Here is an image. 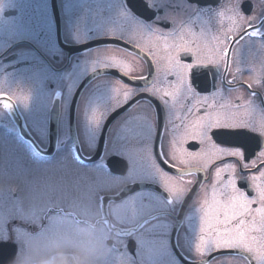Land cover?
<instances>
[{
    "label": "flooded vegetation",
    "instance_id": "af4514ba",
    "mask_svg": "<svg viewBox=\"0 0 264 264\" xmlns=\"http://www.w3.org/2000/svg\"><path fill=\"white\" fill-rule=\"evenodd\" d=\"M220 10L223 24L215 15ZM187 26L205 31L196 40L201 48L215 49L212 37L219 36L233 41L219 45L231 51L220 56L218 73L214 66L186 73L193 92L167 105L162 92L174 91L177 77L166 74V61L156 63L152 53L166 55L156 35L173 29L179 35ZM192 47L181 63L202 56ZM189 108L188 120L220 110L246 124L219 130L211 143L239 147L241 165H248L243 177L224 173L217 187L234 175L237 187L254 195L251 176L264 171V143L257 147L264 141V0H0V231L12 208L26 215L56 209L0 243V264L82 227L98 242L96 264H257L201 243V208L215 169L239 158L212 157L208 170L200 158L165 161ZM185 146L208 147L191 139ZM174 168L202 172L179 177ZM172 178L185 190H173Z\"/></svg>",
    "mask_w": 264,
    "mask_h": 264
},
{
    "label": "snow or ice",
    "instance_id": "6c2138e0",
    "mask_svg": "<svg viewBox=\"0 0 264 264\" xmlns=\"http://www.w3.org/2000/svg\"><path fill=\"white\" fill-rule=\"evenodd\" d=\"M235 8H238V4L232 6V9ZM201 15L202 13L197 11V19ZM215 15L219 18L218 22L223 24L225 11H217ZM228 19L235 24V20L232 17H228ZM241 19L243 18L241 17ZM248 22H251V18H249ZM194 23L195 21H191V24ZM139 27L147 29L146 34L149 37L154 35L150 26L142 24ZM232 30L231 27L228 29V31ZM185 32L194 39H186ZM204 35L205 31L203 29L197 34L191 26L182 28L179 35H177L175 29L169 35H156L158 41H163L161 48L166 55L162 57L157 56L156 53H152V55L156 56L157 64L161 60L166 61L164 71L167 75L177 77V81L171 84L174 91L164 90L162 92L161 98L165 104L168 105L169 100H171L173 106H175L179 103L184 91L190 94L193 92L191 83L185 78L186 73L195 68L212 71L213 69L210 66H214L218 73L220 56L226 57L231 51L230 48L219 46L224 44L225 41L232 43L233 41L229 37L221 40L219 36H213L212 40L216 42L217 47L211 49L205 43L204 48H201L196 43V40L204 37ZM252 35H256V33H252ZM170 38L171 42H169ZM194 44L197 52H201L202 56H197L193 63H181L182 54H191ZM173 49L175 50V55L172 53ZM140 55L144 58L143 53H140ZM201 59L205 60L206 63H201ZM110 66L118 65L112 63ZM119 66L126 71L128 70L126 65ZM226 70L227 62H225ZM149 75H151V72H149ZM193 77H195V73H193ZM139 79L147 80L148 77L141 76ZM256 82L259 83L260 81L257 80ZM151 91L160 93L161 90L154 88ZM128 95V92L124 93L126 99ZM203 103L207 104V101L205 100ZM7 106L5 105V107ZM208 107L211 108L212 106L208 105ZM220 108L224 109L225 106L221 105ZM188 117H193L191 108L187 110L186 115L183 117V122L178 126L183 129V132L174 136L170 142V153L165 155L166 163L168 158L180 164L188 163V157L193 159L200 158L203 160V170H208L216 162L212 157H216L217 160L222 157L239 158L235 163H223L222 167L215 169L214 175L216 179L214 180L211 194L203 201L201 208L203 212L200 224L201 243L210 247L214 246L218 250H227V254L230 255L247 254L250 259H255L257 264H264V183H257L258 180H264V171L260 172L259 176H251L252 183L249 184V188L254 192V195H249L246 191L237 187V180L234 175H228L226 182L223 183L222 187L218 188L217 184L224 173L231 170L232 173L239 172L241 177H243L248 171V165L246 162L241 165V161H246V157L239 147H223L218 146L216 143H211L212 138L217 135L219 130L244 128L246 124L226 111L220 110L215 112L205 111L203 115H195L191 120H188ZM189 139L198 144H207L208 147L200 148L198 151H189L188 147L185 146L188 144ZM261 143H264V141H258L257 147ZM260 157H264V152L260 153ZM170 167L174 166L170 165ZM174 171L179 177H184L196 176L202 172V169L186 171L181 168H174ZM187 183L191 184L193 181H187ZM170 185L175 191L185 190L183 182L180 180L172 178ZM55 211L56 209L54 208H47L43 213L26 215L22 209L12 208V211L4 219L3 229L0 231V243H5L9 239L14 241L18 238V233L26 234L29 229L35 226L37 221L49 219V216ZM41 226L43 227V224ZM206 235L207 239L205 238ZM198 251L203 255L205 250L198 245Z\"/></svg>",
    "mask_w": 264,
    "mask_h": 264
},
{
    "label": "clouds",
    "instance_id": "9594fccd",
    "mask_svg": "<svg viewBox=\"0 0 264 264\" xmlns=\"http://www.w3.org/2000/svg\"><path fill=\"white\" fill-rule=\"evenodd\" d=\"M98 252V242L89 229L82 227L26 246L12 264H96Z\"/></svg>",
    "mask_w": 264,
    "mask_h": 264
}]
</instances>
